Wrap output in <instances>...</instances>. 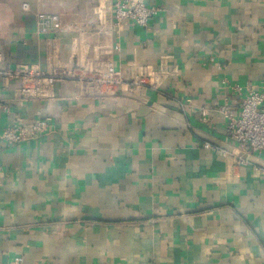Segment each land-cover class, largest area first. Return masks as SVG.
<instances>
[{"label": "crops", "instance_id": "crops-1", "mask_svg": "<svg viewBox=\"0 0 264 264\" xmlns=\"http://www.w3.org/2000/svg\"><path fill=\"white\" fill-rule=\"evenodd\" d=\"M147 4L118 27L112 0H0L6 64L59 76L32 98L0 79V264H264V151L239 163L219 112L264 85V0ZM84 68L157 86L88 96Z\"/></svg>", "mask_w": 264, "mask_h": 264}, {"label": "built area", "instance_id": "built-area-1", "mask_svg": "<svg viewBox=\"0 0 264 264\" xmlns=\"http://www.w3.org/2000/svg\"><path fill=\"white\" fill-rule=\"evenodd\" d=\"M115 8V25L120 27L125 23L146 27L152 17L157 15L160 9L156 6L147 4V0H112ZM23 8L28 10L29 5L23 4ZM59 20L58 15L47 14L39 21L42 33L55 32V23ZM5 55L0 45V79H15L21 82L19 91L21 97L32 98L39 92L38 82L46 79L53 82L59 78L57 75L44 76L41 71L33 67L15 66L11 67L6 64ZM87 75L79 78L82 89L88 96L105 97L117 94L123 86H150L154 85L152 72L146 71L138 77H124L120 71L113 69L87 70ZM7 103L0 102V114L8 112ZM219 112L224 116L226 135L229 139L237 142L241 152L246 156L239 157V163H247L248 155L264 151V85L251 88L243 100L241 110L237 113L228 102L219 106ZM202 114L206 118L207 111L203 110ZM48 128V122L45 120L38 121L25 131L18 127H8L2 131L1 138L7 142L17 143L25 141L33 136L43 134ZM205 147L212 148L209 143ZM6 264H24L23 257L16 255Z\"/></svg>", "mask_w": 264, "mask_h": 264}]
</instances>
